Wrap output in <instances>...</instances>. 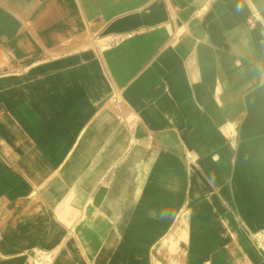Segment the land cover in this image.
Masks as SVG:
<instances>
[{
	"label": "crops",
	"instance_id": "obj_1",
	"mask_svg": "<svg viewBox=\"0 0 264 264\" xmlns=\"http://www.w3.org/2000/svg\"><path fill=\"white\" fill-rule=\"evenodd\" d=\"M0 264H264V0H0Z\"/></svg>",
	"mask_w": 264,
	"mask_h": 264
},
{
	"label": "built area",
	"instance_id": "obj_2",
	"mask_svg": "<svg viewBox=\"0 0 264 264\" xmlns=\"http://www.w3.org/2000/svg\"><path fill=\"white\" fill-rule=\"evenodd\" d=\"M123 37V34H113L108 39L101 37L98 39V42L100 46H108L118 43ZM114 99H116V97H114Z\"/></svg>",
	"mask_w": 264,
	"mask_h": 264
},
{
	"label": "rangeland",
	"instance_id": "obj_3",
	"mask_svg": "<svg viewBox=\"0 0 264 264\" xmlns=\"http://www.w3.org/2000/svg\"><path fill=\"white\" fill-rule=\"evenodd\" d=\"M177 246H178L177 242L176 243H173V242L171 243V249L172 250L175 249ZM40 255L43 256V257L46 256V254L44 252H41Z\"/></svg>",
	"mask_w": 264,
	"mask_h": 264
}]
</instances>
